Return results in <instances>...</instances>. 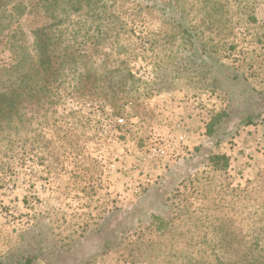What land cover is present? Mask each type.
Instances as JSON below:
<instances>
[{
	"label": "rangeland",
	"instance_id": "374dc122",
	"mask_svg": "<svg viewBox=\"0 0 264 264\" xmlns=\"http://www.w3.org/2000/svg\"><path fill=\"white\" fill-rule=\"evenodd\" d=\"M57 1L0 10V264H237L264 211V0Z\"/></svg>",
	"mask_w": 264,
	"mask_h": 264
},
{
	"label": "trees",
	"instance_id": "16d2710c",
	"mask_svg": "<svg viewBox=\"0 0 264 264\" xmlns=\"http://www.w3.org/2000/svg\"><path fill=\"white\" fill-rule=\"evenodd\" d=\"M50 0H37V4L41 7H53V5L58 6L57 0H52V2L48 3ZM9 3V0H0V10L4 9L7 4ZM48 3V5H47ZM27 10L22 3V1L17 2L13 5L12 11L15 16H21L24 14V11ZM47 10V9H46ZM52 16H54L52 14ZM34 43L37 49L38 58H39V68L36 69L34 72L35 74L29 75L30 73H26L25 75L22 74L20 84L23 86L20 87L21 93L27 91L29 94V98L36 97L37 100L40 99L38 95V91H41L44 89L43 86L39 85L42 81V77L46 76V73H41L46 71V65L48 66L47 69L51 67L50 59L54 54L53 51H51L50 46L53 44L51 43L50 38L44 37V30L36 29L34 32ZM17 33L12 32V34L9 37L10 41H13L14 44L18 41L17 39ZM22 64L19 62V65ZM18 67V66H17ZM15 67V69L17 68ZM14 69V71H15ZM35 79H39L36 83H34ZM19 80V79H18ZM31 83V84H30ZM34 83V85H32ZM30 84V85H29ZM36 92V93H35ZM21 93L13 92L10 95L9 102L12 105L17 104L16 99H13L12 97L16 96L17 98H20ZM246 124H250L252 122V118H247L244 120ZM215 120L213 119L212 122L209 124V134H212L215 130ZM211 160L215 162V165H219L220 161H223L222 166H226L227 159L224 156H213L211 157ZM264 210V208H262ZM254 234L250 237L249 246L245 248V251H242L240 249L239 255H237V264H264V211L262 213V218L257 220L254 225Z\"/></svg>",
	"mask_w": 264,
	"mask_h": 264
}]
</instances>
